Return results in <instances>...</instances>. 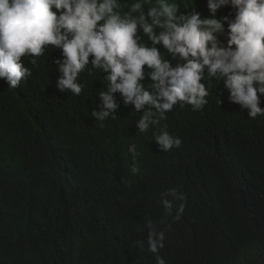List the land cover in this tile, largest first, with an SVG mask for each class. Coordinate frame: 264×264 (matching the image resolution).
<instances>
[{
  "label": "trees",
  "instance_id": "1",
  "mask_svg": "<svg viewBox=\"0 0 264 264\" xmlns=\"http://www.w3.org/2000/svg\"><path fill=\"white\" fill-rule=\"evenodd\" d=\"M53 56L26 61L24 118L0 105V264H156L146 220L165 232L166 264H264V142L251 139L255 124L240 105L213 93L205 111L175 109L138 133L134 107L92 117L101 83L80 79L89 86L80 95H51ZM163 126L179 148L158 150ZM170 188L186 196L179 220L181 201L171 216L160 202Z\"/></svg>",
  "mask_w": 264,
  "mask_h": 264
},
{
  "label": "clouds",
  "instance_id": "2",
  "mask_svg": "<svg viewBox=\"0 0 264 264\" xmlns=\"http://www.w3.org/2000/svg\"><path fill=\"white\" fill-rule=\"evenodd\" d=\"M180 1L0 0V105L24 118L18 103L29 97L22 80L33 75L26 61L31 57L35 66L53 53L51 95L57 89L80 95L89 87L80 79L102 84L91 89L95 120L115 119L114 113L130 114L134 107L142 112L136 127L144 133L175 109L205 111L217 93L245 110L255 124L251 139L264 142V0ZM153 135L160 152L182 144L166 126ZM128 151L130 171L138 174L136 145ZM176 200L182 203L173 219L179 220L186 196L178 188L161 194L169 216ZM144 228L156 264H166L160 255L165 232L151 220ZM135 244L143 247L144 241Z\"/></svg>",
  "mask_w": 264,
  "mask_h": 264
},
{
  "label": "bare ground",
  "instance_id": "3",
  "mask_svg": "<svg viewBox=\"0 0 264 264\" xmlns=\"http://www.w3.org/2000/svg\"><path fill=\"white\" fill-rule=\"evenodd\" d=\"M18 90L20 91V92H23L22 90H21V87L20 86H18ZM37 119V118H36ZM38 121H40L41 119H37ZM48 131V130H47Z\"/></svg>",
  "mask_w": 264,
  "mask_h": 264
}]
</instances>
